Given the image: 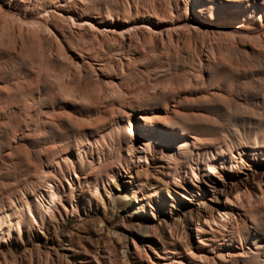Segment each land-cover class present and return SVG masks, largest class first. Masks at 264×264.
<instances>
[{"label": "rangeland", "instance_id": "obj_1", "mask_svg": "<svg viewBox=\"0 0 264 264\" xmlns=\"http://www.w3.org/2000/svg\"><path fill=\"white\" fill-rule=\"evenodd\" d=\"M245 1H249L258 7V3L253 4L254 0H210V7L206 9L197 5L199 11L194 9L195 0H106L99 3L100 8L105 9L103 13L111 15L113 18L118 16L121 20L127 21H133L136 17L141 18L150 25L149 27L156 28V32H162L163 43L161 42L155 50L156 52H153L154 40L141 31V39L135 36L126 43L128 47L116 42H109L105 45L96 44L92 38L84 37L69 43L68 48L81 52L85 59H93L95 65L106 59H118L124 52H127L131 59H138L130 71L122 77L123 87L129 93L149 85L158 86V82L160 84L164 79L166 82L163 81V83H173L174 81L175 83L171 86H179L180 91L171 93L165 96L166 98L161 97L143 102L138 108L150 112H162L167 107H173L176 112V122L189 137L194 138V144L188 148V153L183 151V155L177 157L175 171L179 172L181 176L179 182L172 178L167 167V161L161 158L159 154H155L154 160L149 159L147 165L132 162L131 173L126 174L127 176L119 175L115 183L113 182L114 184H109L108 192L101 189L100 194L96 195L86 190L84 185L77 188L75 193L78 195L74 194L72 201L75 212L69 214L70 217L68 216L65 222L57 218L51 224H44L39 228L35 226L24 227L17 241L12 238V235L16 234L13 228L11 237H5V242L2 243L3 240H0V243L5 248H9L12 254L15 253L17 261H14V264H30L32 252L37 254L38 258L41 255L39 264H43V262L44 264L49 262V264H68L69 262V264H80V261L83 264H126L124 235H128L127 239L129 237L134 238L136 245L141 247H143V241H147L148 246L154 247L161 256L168 253L169 257H172L173 254L175 263L172 264H200L193 254H199L198 250H200L196 241L197 236L192 230V224L184 217L186 208L182 206L183 204L193 205L191 203L193 202L192 193L196 194L199 190L208 189V186L214 183L222 184L224 181L223 184L229 185V189L232 188L228 196L239 198L235 206L240 212L246 214L248 221L246 225L240 226L239 234L232 237V248L239 255L223 263L217 261L208 264H260V262L264 264V200H262V194H264V168H262L264 167V46L263 48L258 46L259 43H264V16L256 17L252 10L243 11V14L237 11L224 13L215 10L217 8L215 4L221 7V3L224 2L236 5ZM20 2L21 4H18L17 0H0V7L2 8H0V212L9 213L10 216H14V209L20 207L22 203L26 205L31 201V207L37 203L36 197L32 195L42 189V181L40 180L42 173H34L30 165L37 164L40 167L47 161L45 155L48 149L55 150L56 153L60 154L67 150L66 144L75 139L74 134L70 132L63 134L43 133L41 120L49 111L48 104L37 97L34 70L29 59H17L15 51L12 50V46L23 39L18 30L20 18L36 21L43 20L45 16L48 23L53 25L56 23L54 19L57 21L59 16L55 13L49 17L40 13L41 10L38 8L48 4L49 0H20ZM6 5L8 6L6 7ZM4 11L7 13L5 12V14ZM223 13L225 15H221ZM205 15L213 17L214 23ZM1 27L3 28L1 29ZM144 35L147 39H143ZM7 40H10V43ZM47 41V39L42 40L40 45H27L30 55L40 59L38 57L39 51L49 48L47 45H51L50 41L48 43ZM2 42L6 44L4 45ZM234 43L237 46H234ZM202 45L204 46L202 47ZM61 46L60 48L63 50L67 49L65 45ZM259 48L262 49L259 50ZM206 50L208 53H215L214 56L219 59L220 64L211 71L207 80L196 84L199 88L196 85L190 87L182 83L180 79L196 76L198 71L196 59H198L199 53L206 54ZM221 52L225 53V56ZM53 53H55V46ZM53 57H55L54 54ZM227 57L228 61L232 63H228ZM231 58L235 59L236 62ZM139 59L148 60L142 62ZM235 65L238 68H235ZM193 68L195 69L194 72ZM53 70L55 74L58 73L57 75L61 71L57 67ZM107 70L112 74V70ZM135 72L136 74H134ZM60 76H62V72H60ZM85 81L89 82L88 79H84L83 83ZM98 82H91L93 85L95 84L94 86L89 83L92 92L99 93L101 91L103 83ZM144 94L142 93V95ZM22 100H26L28 104L23 105ZM177 108L180 110L178 111ZM217 138L220 140L218 141ZM117 143L118 140L114 137L113 143L108 142L97 147H91L87 152L89 155L93 154L96 159L99 154L105 156L108 162L114 163L118 158ZM173 149H176V146ZM74 155H76L75 152L72 155L73 161H75ZM68 167V165L63 166L64 170ZM191 170H194L196 176H192ZM262 173L263 175H260ZM45 174L52 175L51 172ZM99 176L100 173H97L95 177L99 178ZM233 186L235 187L233 188ZM106 194L110 197L111 195L115 196L118 210L112 211L106 205L104 206ZM248 197L251 198V201ZM224 198L222 196L219 202L223 203ZM7 201L14 203L8 209L3 205ZM21 201L23 202L21 203ZM26 216H28V212L24 214V217ZM136 217L143 219L142 222L144 221L143 223L147 225V231L141 230L140 232L135 225L133 226ZM37 218L39 220V217ZM175 222L178 224L176 225L177 228H174ZM257 223L258 225H256ZM173 228L176 230L175 236L179 239L172 234ZM207 235L204 238L207 243L209 242L207 248L217 252L224 247L222 239L215 237L212 240H207L206 237H210V233ZM59 237L65 242H59ZM69 239L71 240L70 243L67 241ZM130 239L127 240V243L129 250H133ZM38 242H40L39 252H37ZM47 247L50 251L49 255L48 249L46 250ZM61 247H67L71 250L68 257L60 254Z\"/></svg>", "mask_w": 264, "mask_h": 264}, {"label": "bare ground", "instance_id": "obj_2", "mask_svg": "<svg viewBox=\"0 0 264 264\" xmlns=\"http://www.w3.org/2000/svg\"><path fill=\"white\" fill-rule=\"evenodd\" d=\"M17 1H18V4H21L20 0H17ZM105 1L106 0H49L48 4H45V5L40 6L39 8L37 7V8L39 10H41L40 13L46 14L49 17H51L55 13L59 16L57 21L54 19V21L56 23L53 25L48 23L47 17H45V16L43 17V20H36V21H31V19L29 20L28 18H20V21H19L20 25L18 26V30L20 32L19 31H16V32H19V34L22 35L23 39H22V41L20 40L19 42L14 44L12 46L13 47L12 50L15 51L14 53H15V56L17 59H24V58L29 59V62H30L31 66L34 70V71L33 70L32 71H33V75H34V83H36V88H37V97H38V99L46 101V104H48L49 111L47 112V114L45 116H43V118L41 120L42 131L44 134L53 133V132L63 134V133L70 132V133L74 134L75 139L73 141H69L65 146V148L67 150L65 152H61L60 154L56 153L55 150L48 149L47 153L45 155L47 161L44 164H42L40 167L37 164L30 165V168L32 169V171L34 173H42V176L40 177V180L42 181V185H41L42 189L38 190L35 193L33 192L34 195H32V196L36 197L37 203L34 204L33 207H31V205H30L31 201L26 203V205L22 203L24 200L21 201L22 205L20 207H17V208L14 207L15 208L14 209V216H10L11 214L6 213V212H0V240H3L2 243L5 242V240H4L5 237H9V238L11 237V234L13 232V228L15 229L16 234H13L12 238L17 241L18 236H19V234H21L20 232L24 227L27 228V226L28 227H32V226L34 227L35 226L36 228H39L44 224H47V225L51 224L57 218L62 219V221L65 222V219L68 218L69 214H72L75 212V207H73L72 201H73L74 194H77V193H75V190L77 188H79V187L81 188V186L84 185L86 190L92 192L91 194H96V195L100 194L101 189H103L105 192H108L109 184H111L113 182L115 183V180L117 179V177L119 175L125 176L126 174L131 173L130 169H131V163L132 162H135L136 164L147 165L149 163V159L154 160L155 154H159L161 156V158H163L167 161V163H168L167 167L171 172L170 174H171L172 178L175 179L177 182L180 181L181 176H180L179 172L175 171V168L177 166V157L183 155V151L186 153L189 152L188 148L193 146L194 138L189 137V135H187V133L184 132V130H182L180 128V125L178 124V122H176V112H175L173 107H167L165 110H162V112H150L146 109L138 108L139 106H141V104L143 102H148L152 99L165 97V96L170 95L171 93L178 91L179 86L173 87L171 85L175 83L174 81H173V83L172 82L165 83L166 80L164 79L163 81H165V82L163 83V81H161L162 83L160 82V84L158 82V86L153 87V86L149 85L147 87L145 86V88L143 87L144 89L141 88V90L143 91L142 93H145L144 95H142L141 90L132 91L129 93L123 87L122 83L124 81H122V77L130 71L131 67L133 66V64L135 62L138 61V59H131L129 54L127 52H124L118 59H106L105 61H103L101 63L99 62V64L95 65L93 63V59H85L84 55L81 52H77V51L72 50V49L70 50V48H68L69 43H72V41L78 40V39L84 38V37L92 38L96 42V44L101 43V44L105 45V44H108L109 42H116V43H119L121 45H125V47H128L126 45V43L130 42L132 40V38H134L135 36H138L141 39V31H143L144 34L149 35L150 38H152L154 40L153 52L161 44V42L163 40L162 32H156V30H155L156 28L153 29V28L149 27L150 25H148V23H145L143 20H141V18L136 17L133 21H127V20H121L118 16H116V18H113V16L103 13V10H105V9L102 10L100 8L99 3L105 2ZM209 1L210 0H195L196 4L194 6V9L196 11H199V8L197 5H200V6L204 7L205 9L210 7ZM225 1H227V0H225ZM210 3H212V2H210ZM256 3H258V7L255 5H252L251 2H249V1L240 2V3H237L236 5H231L228 2H224V3H221L222 4L221 7H219L215 4V7H217L215 10L216 11L219 10V11L224 12V13L229 12V11H237V12L242 13L243 11L248 12L249 10H252L256 14V17L257 16L260 17L261 15L264 16V0H261V1L254 0L253 4H256ZM18 4H17V6H18ZM152 4H153V2H152ZM7 6L8 5H6V7ZM211 9H213V8H211ZM170 11H171V9H170ZM5 12L6 11H4V13ZM123 13H124V11H123ZM224 13L221 15H225ZM39 16H41V15H39ZM205 17H208V16L205 15ZM256 17H255V19H257ZM208 19L210 21H212L213 17H208ZM239 19H241V18H239ZM252 19H254V18H252ZM209 20H207V21H209ZM183 21H181V22H183ZM259 21H261V20H259ZM153 23H154V21H153ZM258 23H260V22H258ZM222 24H220V25H222ZM157 25H158V23H157ZM202 25H203V23H202ZM0 26H1V24H0ZM2 28L3 27H1V29ZM182 31H183V29H182ZM4 32H5V30H4ZM174 32H176V31H174ZM170 34H171V31H170ZM0 36H1V32H0ZM224 36H225V34H224ZM209 37H211V36H209ZM253 37H255V36H253ZM145 38L147 39V37L144 35L143 39H145ZM45 39L48 40L47 43L50 41L51 45H47V46H49V48L47 47L46 49H42L39 51L38 57L40 59H37L36 56H31L27 45H31V46L32 45H40L41 44L40 42L42 40H45ZM257 39H259V38H257ZM235 43H234V46H237V45H235ZM248 43H249V41H248ZM263 44L264 43H259L258 46H261L263 48V46H264ZM61 45L62 46L65 45L67 49L63 50V48H60ZM165 45H166V43H165ZM251 45H252V43H251ZM54 46H55V53H53L54 52ZM203 46L204 45H202V47ZM7 48H9V47H7ZM179 48H180V46H179ZM262 48H259V50ZM5 50L9 51L8 49H5ZM212 51H214V50H212ZM206 52H207V50H206ZM195 53H196V51H195ZM207 53L206 54H204V53L198 54V59H196L197 60L196 66L198 68L196 76L193 75V76H190L189 78L187 77L183 80L180 79L182 81V83H185L190 87L191 86L195 87V85L198 82H203L204 80L208 79L211 71L220 64V61H219V59L215 58V56H214L215 53L214 54L213 53L207 54ZM53 54L55 55V57H53ZM222 54H224V56H225V53H222ZM217 57H219V56H217ZM228 57H227V61H228ZM231 59H233V58H231ZM139 60L142 62H145L148 59H139ZM149 60H151V59H149ZM233 60H235V59H233ZM227 61H225V62L227 63ZM229 62H231V61H228V63ZM235 62H236V60H235ZM233 63H234V61H233ZM247 65H248V63H247ZM237 66L235 68H238ZM239 66H240V64H239ZM56 67L59 70H61L60 72H62V76H60V72H59V75H57L58 73L55 74L53 68H56ZM167 67H168V65H167ZM167 67H166V69H167ZM107 69L112 70V74L109 73ZM194 70L195 69L193 68V72H194ZM145 72H147V70H145ZM191 72H192V70H191ZM132 73H133V71H132ZM134 74H136V72ZM0 77H1V75H0ZM84 79H88L89 82L85 81L83 83ZM168 80L172 81L170 78H168ZM98 81L103 83V86H101L99 84L102 87L101 91L99 93L92 92L90 87H89V85H90L89 83H91V82L95 83ZM137 81H138V79H137ZM128 82H129V80H128ZM148 83H149V81H148ZM177 83H178V81H177ZM91 84L93 85V83H91ZM152 84H154V83H152ZM134 85H133V87H134ZM96 86H98V85L96 84ZM99 87H97V88H99ZM187 87H186V89H187ZM194 87H192V88H194ZM180 88L182 89V87H180ZM198 88H196V89H198ZM204 94H206V93H204ZM19 95H20V93H19ZM176 102H178V101H176ZM22 103H23V105H26L27 102H26V100H22ZM216 103H218V102H216ZM170 105H172V104H170ZM130 106H133L136 108L132 109ZM218 108H219V106H218ZM177 110H178V108H177ZM101 112H103V114H101ZM187 112H189V111H187ZM114 137H116V139L118 140V143L116 144L117 145L116 149L118 152V158L114 163L108 162L105 156H100L98 154L97 159H96L93 154H90V155L88 154L87 151L89 148L95 147V146L97 147L98 145H102V144H105L108 142L113 143ZM217 140H218V138H217ZM173 145L176 146V149H173L175 147V146L173 147ZM240 149H242V148H240ZM73 152L76 153V155H74L75 161H73V159H72L73 158V156H72ZM65 165L69 166L68 168H66V170H64V168H63V166H65ZM261 166H262V164H261ZM208 167H210V166H208ZM262 168H264V167H262ZM15 169H16V166H15ZM205 169L207 170L208 168H205ZM240 170H241V168H240ZM139 171H138V173L141 174ZM46 172H51L52 175L45 174ZM97 173H100L99 178L95 177ZM102 173H104V174H102ZM120 173H122V174H120ZM138 173H137V175H139ZM191 174H192V176H196L194 170H191ZM260 175H263V173ZM218 176H219V174H218ZM256 177H254V178H256ZM220 178H221V176H220ZM203 183H205V182H203ZM223 183L222 184L214 183V184L208 186L209 187L208 189L199 190V192H196V194L192 193L191 198L193 199V202H191L192 200L190 202L193 203V205L183 204V206H182V207L186 208V212L184 213V217L189 221L190 224H192V230L194 231L195 235L197 236L196 241L199 244L200 250H198L199 254H197V253H193V254H195L194 258L196 259V261L200 262V264L215 263L217 261L223 263L224 261H226V260H228L234 256L239 255V253L232 248V237L239 234L240 226L246 225V222L248 220H247L246 214L244 212H240L239 209H237L235 206V203H237L239 201V198L238 197L230 198L228 196V193H230L232 191V188L229 189V187H228L229 185L227 186L226 184H223ZM243 183H244V181H243ZM206 184L208 185V183H206ZM116 185H118V184L116 183ZM234 187L235 186H233V188ZM245 188H246V186H245ZM106 195H107V197L105 199L104 206L106 205L107 208L109 210H112V211L118 210V203H117V199L115 198V196L111 195V197H110L108 194H106ZM222 196L225 197L224 202L220 203L219 200L221 199ZM237 196H239V195L237 194ZM99 198H100V196H99ZM249 199L251 201V198H249ZM10 200H12V199H10ZM262 200H264V194H262ZM9 201H7L6 204H3L4 206L7 207V209L11 207V204H14L13 202L10 203ZM180 207H181V205H180ZM177 209H180V208H177ZM127 211H129V210L127 209ZM215 211H217V212H215ZM26 212H28V216L24 217V214ZM154 216H155V214H154ZM256 216H258V215H256ZM37 217H39V220ZM250 217H252V216H250ZM254 217H255V214H254ZM142 220H141V217H136L135 224H133V223L132 224H133V226L135 225L137 230H139L140 232H141V230H143L145 232V231H147V225L144 224L143 223L144 221L142 222ZM252 223H253V221H252ZM176 225H178L177 222L174 223V226H175L174 228H177ZM256 225H258V223ZM257 227H259V226H257ZM174 228L172 230V234L175 236L176 230ZM207 233H210V237H206L207 240L208 239L212 240L215 237H219L220 239L223 240L222 244L224 245V247L220 251L215 252V250L212 251L210 248H207V247H209V244H208L209 242L207 243L204 239L205 236L209 235V234L207 235ZM56 234H58V233H56ZM124 236H125V238L123 239L124 240V247L126 248V251H124V253H125V257L127 259L126 264H143V263L144 264H172V263H175V261H174L175 259H173L174 258L173 254L171 255L172 257H169L170 255L168 253H164L163 256H161L158 254L159 252L157 253V251L154 247L148 246L147 241H143L144 244H143V247H141L139 245H136L134 238L129 237V239L131 238L130 240L133 244V246H132L133 250L132 249H131L132 251L129 250V246L127 243V240H129V239H127L128 235H124ZM176 238H178V237H176ZM30 240L32 241V239H30ZM58 241L59 242H61V241L65 242L61 237H59ZM67 241H69V243L71 242L70 239ZM52 244H53V242H52ZM147 246H148V249L150 252L147 251L148 250ZM212 246H214V245H212ZM240 246H242V245H240ZM110 247H108V248H110ZM24 248H26V246ZM37 249H38L37 252H39L40 251V242L37 243ZM47 249H48L47 253L49 255L50 254L49 248L47 247L46 250ZM23 250H25V249H23ZM111 250L113 251V249H111ZM70 251L71 250L67 247H61L60 254L65 256V257H68L70 255V253H69ZM257 251H258V249H257ZM14 254H12L10 252L9 248L8 249H7V247L5 248L0 243V264H14L13 262L17 261V259L15 258L16 255H14ZM260 254H261V251H260ZM40 256L41 255H39V258H38L37 254H34L32 252L31 256H30V264H39ZM113 256H114V254H113ZM121 256H123V255H121ZM98 258H97V260H98ZM79 259H80V257H79ZM257 260H259V259H257ZM110 262H111V259H110ZM124 262H125V260H124ZM53 263H54V261H53ZM79 263L83 264L82 261H80ZM261 263L262 262H260V264ZM21 264H23V263H21ZM43 264H44V262H43ZM61 264H63V263H61Z\"/></svg>", "mask_w": 264, "mask_h": 264}]
</instances>
